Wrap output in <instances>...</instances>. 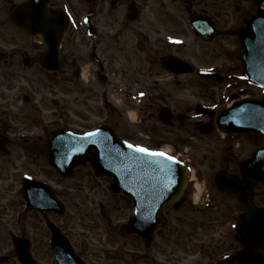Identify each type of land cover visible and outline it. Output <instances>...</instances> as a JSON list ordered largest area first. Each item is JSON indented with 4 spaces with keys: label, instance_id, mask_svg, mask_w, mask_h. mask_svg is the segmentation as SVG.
<instances>
[{
    "label": "flooded vegetation",
    "instance_id": "flooded-vegetation-1",
    "mask_svg": "<svg viewBox=\"0 0 264 264\" xmlns=\"http://www.w3.org/2000/svg\"><path fill=\"white\" fill-rule=\"evenodd\" d=\"M167 1L51 0L49 11L54 14L68 11L75 17H80L81 13L88 11L87 14L94 22L92 27L94 35H90L89 27L86 25H72L60 44L57 70H48L43 67V59L47 52L45 45L35 40L11 19L13 10L24 0H0V139L4 138L7 142L3 147L7 153L0 151V264H22L13 245L16 238L29 241V252L34 264H56L55 253L50 243L52 235L49 223L55 222L60 225L58 218L65 213L64 210L62 215H57L51 209L53 198L48 192L50 188H53V192L56 190L55 168L49 162L46 142L48 135L57 128V123L37 118L38 113L35 115L37 108L30 106L28 111L15 112L20 113L23 122L14 124L8 112L11 111L10 107L1 102L2 99L8 98V91L13 92L19 88H14L10 83L21 81L22 78L34 83L38 76L51 81L52 88L55 83H59L58 86L63 87V91L59 93L67 97L64 109L69 111L74 81L80 85L78 99L82 107H86L90 97H99L100 94L87 82L96 81L104 84L107 86L103 89L105 97L110 90L113 96L122 102L116 109H112L106 103L102 112L104 124L118 129L127 122L137 135L138 129L145 130L144 136L138 137L139 140L132 138L137 142L152 139L158 135L159 130L163 131V127L171 130L169 132L171 138H175V131L184 129L195 135L192 130L196 125L198 127L200 122L209 120L214 123L215 120L214 117L197 116V104L202 102L215 109H221L225 107L227 98L231 99V95L240 90L237 78L229 76L230 81L225 80V84H221V87H225L224 93L209 92L204 86L202 101L183 104L176 89L182 90L183 82H189L187 86L196 89L195 81L199 80V75L171 72L169 69L175 66L169 68L163 59L169 57L170 61L174 62V56H179L186 57L193 63L199 61L196 59V56L197 58L201 56L198 51L184 54V51L192 46L199 50L195 42L183 44L173 40L178 37L188 38L189 33L196 36L191 22V17L195 14L205 17L221 32L217 19L219 16L211 11L215 0H173L178 1V5L181 6L176 11L168 9ZM240 4L238 3V6L241 9ZM215 37L217 35L213 38ZM197 38L206 43L213 39L212 34L207 38L209 40ZM200 58L203 59V67L207 68L205 63L211 61V57ZM210 69L217 70V67L211 65ZM218 70L226 72L228 68L221 66ZM72 78L74 81L71 83ZM25 100L31 102V96H25ZM127 108L137 114L135 120H127L124 114ZM166 113L170 114V117H167ZM64 122L66 124V121ZM39 126L44 129H40ZM58 127L64 128V125ZM218 170H228L241 177L237 167L227 165ZM31 180L37 184L35 187L31 186L32 192L29 194V197L35 200L33 206L29 204L24 192V187L28 186L26 183ZM39 181L45 183L42 191L38 187ZM259 186L262 184L255 186L253 200L255 206L264 208V195L258 190ZM192 187L193 182L190 180L184 200L177 208L174 205L170 206L165 211L166 217L169 211H179L184 206H190L194 212L202 209L210 217L213 210L214 214L219 211V208L213 205L214 195H207L208 197L204 198L206 202L203 201L201 205L199 202L189 201ZM217 191L220 194H231L218 188ZM61 195L66 197L65 192ZM122 196L124 199L127 198ZM235 199L238 200L236 197ZM128 201L130 218L135 204L132 198H128ZM115 206L113 203V207ZM239 207L238 211L227 210L226 217L210 218L201 223V226L192 224L196 230H202L201 234L198 231L194 233L196 237H202L199 241L202 239L213 241L214 237L222 233L224 238L231 235L237 244L236 249L231 250L213 244L214 249L208 254L214 257L209 264H244L237 256L244 249L237 240L235 229L240 216L245 212L242 206ZM167 226L168 221L164 227L155 230L148 241L138 236L145 243L148 257L157 236H163L162 233L156 232L163 231ZM61 229L65 232L63 227ZM179 241L188 243L193 240L185 237ZM72 245L85 264H102L100 261L90 262L87 259V252L78 248L76 244ZM192 249L196 250L197 247L194 248L193 245ZM219 250L223 251L218 252Z\"/></svg>",
    "mask_w": 264,
    "mask_h": 264
},
{
    "label": "rangeland",
    "instance_id": "rangeland-1",
    "mask_svg": "<svg viewBox=\"0 0 264 264\" xmlns=\"http://www.w3.org/2000/svg\"><path fill=\"white\" fill-rule=\"evenodd\" d=\"M234 1L241 3L242 8H239L238 11L233 8V5L236 4H233ZM167 4L170 10L173 11L181 7L178 5V1L169 0ZM255 10L256 2L254 0H228L225 2L215 0L211 11L216 16H219L217 19L219 20L221 32H218L217 37L207 43L189 33L191 39L197 45H201L203 53L192 46L185 50L184 54L188 55L189 52L198 51L201 56H198L199 58L196 56V59L200 63L203 62L200 57H213L211 61H207L206 65L217 63V65L228 69L234 66L237 72L240 71V68L242 69L241 52L243 48L239 43L237 33L245 24V18L250 16ZM73 81L74 78H72L71 83ZM50 83L51 81L40 76L35 78L34 83L28 82L24 78L21 81L10 83L14 88L19 86L21 89L18 88L16 91L9 92L8 98L2 99L1 102L10 107L11 111L8 112L14 124L23 122L20 118V113L15 112L28 111L30 106L34 107L35 104H42L43 102L44 105L41 107L44 106L47 110L45 109L44 113L38 115L37 118L47 120L48 118L54 119L56 116L61 115L63 117L60 119L59 125H66L64 122L67 121L64 119L66 111L64 109V96H59L61 104L56 106L53 105L55 104L54 102L51 103L47 99L52 93L63 91V87L58 86L59 83H55L52 88ZM188 83H182V90L176 89V93L179 97H182L184 105L203 99L204 86L209 92L213 91V89L216 90L215 93L222 91V88L211 80L195 81L197 87L196 89L193 88V92L187 86ZM76 86H79V82L74 81L72 87ZM95 87L102 89L107 86L96 82ZM19 90H21V94H29L35 99L33 98L30 103L25 102L22 98L19 100ZM181 92L183 93L181 94ZM259 93L258 89L248 87V91L244 95L258 96L260 95ZM92 106L96 107L93 104ZM57 110L58 112H56ZM49 111H54L55 114H51ZM36 113L35 109V115H37ZM94 115L95 111H88L87 114L82 113L81 118L86 119V122H84L85 127H94L90 124L97 121V119L93 118ZM97 115H99V111ZM72 116L77 121L80 120L79 112H76V116ZM69 121L73 122L74 119ZM119 128L123 131L124 136L139 140L135 130L127 128L125 124L120 125ZM40 129L44 128L40 127ZM162 130L161 132L159 130L158 135L151 139L152 142L148 143L149 146H165L172 152L181 153L185 158H188V161L196 170L194 183L201 184L204 188V193L208 191L210 195H214L213 205L219 208V211L214 214L213 210L212 217L202 211V209L194 212L190 206H184L179 211H169L167 214L168 226L163 231L159 232L158 230L156 232L162 233L163 236H157V240L153 244L148 257L145 243L142 239L135 234L122 233L119 230V226L116 228L117 223L120 224L128 219L130 211L128 205L130 202L127 198L122 200V195L120 197L109 193L105 189V186L107 188L109 186L106 178L95 179L92 177L89 166H82L69 179H62L55 172L54 180L57 186H66L67 184L73 189L71 193L67 194V198L63 196V199L66 200V212L62 217L58 218L59 222H61L60 224L70 240L78 248L87 252V259L90 262L100 261L102 264H209L211 258L214 257L208 254L214 249L212 247L213 244L216 247L221 246L227 250L236 249L237 244L234 238L231 235L224 238L222 233L217 235L216 238L214 237L213 241L208 239L199 241L202 237H196L194 233L198 231L201 234L202 230H196V227L192 224L201 226V223H205L210 218L220 219V217H224L227 210H240L238 201L233 195L218 193L216 186L212 183V173L227 165L239 169V161L249 157L256 147L263 144L262 136L256 133L226 136L217 129L210 134H205L201 133L196 125L192 130L195 135H191V132H187L184 129L183 131H175V138H171L169 135L170 129L163 127ZM142 131L145 132V130ZM258 190L264 195V185L259 186ZM194 193H196V187L193 186L189 197L191 202H194ZM100 200L101 202H99ZM203 201L206 202V199L204 200L202 197L199 204L201 205ZM113 203L116 204L115 207H113ZM100 204L103 205V208ZM107 210L109 212L106 214ZM185 237H190L193 241L188 243L179 241ZM186 245L189 247H186ZM193 245L194 248L197 247L196 250L192 249ZM221 251L223 250L218 252Z\"/></svg>",
    "mask_w": 264,
    "mask_h": 264
},
{
    "label": "water",
    "instance_id": "water-1",
    "mask_svg": "<svg viewBox=\"0 0 264 264\" xmlns=\"http://www.w3.org/2000/svg\"><path fill=\"white\" fill-rule=\"evenodd\" d=\"M48 0H30L13 20L34 36L41 38L49 47L60 40L68 28L64 16H50L47 13ZM258 13L247 20L239 38L244 52V69L251 80L264 88V0L257 1ZM217 125L226 134H242L259 131L264 135V93L259 98L243 99L217 114ZM93 136L72 132L56 133L50 138V160L64 172L66 163L72 168L88 158L98 172L113 174L111 186L115 191L137 193L144 205H137L136 216L125 226L127 231H136L145 237L164 224L163 210L173 204L183 193L189 176V168L183 163L173 164L166 157H148L129 148L112 130L101 128ZM96 148L94 153L91 149ZM65 158L72 160L69 165ZM244 178L217 172L214 183L223 191L238 195L246 212L238 224V239L245 245L239 254L247 264H264V210L253 205L254 185L264 183V146L253 156L240 163ZM68 169V171L70 170ZM135 180V183H133ZM53 244L58 264H81L73 254L67 240L58 231ZM25 264H32L26 253L20 255Z\"/></svg>",
    "mask_w": 264,
    "mask_h": 264
},
{
    "label": "snow or ice",
    "instance_id": "snow-or-ice-1",
    "mask_svg": "<svg viewBox=\"0 0 264 264\" xmlns=\"http://www.w3.org/2000/svg\"><path fill=\"white\" fill-rule=\"evenodd\" d=\"M96 133H87L88 136H93ZM127 143V142H126ZM129 148L135 149L136 152L143 153L148 157H166L168 161H171L173 164H178L180 161L178 160L177 157L168 155L167 153L163 151H158L154 149H150L141 145H133V144H128Z\"/></svg>",
    "mask_w": 264,
    "mask_h": 264
}]
</instances>
